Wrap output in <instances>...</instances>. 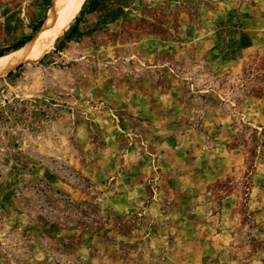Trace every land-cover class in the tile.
I'll list each match as a JSON object with an SVG mask.
<instances>
[{
    "label": "rangeland",
    "instance_id": "374dc122",
    "mask_svg": "<svg viewBox=\"0 0 264 264\" xmlns=\"http://www.w3.org/2000/svg\"><path fill=\"white\" fill-rule=\"evenodd\" d=\"M76 15L0 75V264H264V0H104L54 50Z\"/></svg>",
    "mask_w": 264,
    "mask_h": 264
},
{
    "label": "bare ground",
    "instance_id": "6f19581e",
    "mask_svg": "<svg viewBox=\"0 0 264 264\" xmlns=\"http://www.w3.org/2000/svg\"><path fill=\"white\" fill-rule=\"evenodd\" d=\"M84 2L85 0H54L48 19L28 45L0 56V75H5L17 64L32 60L46 52L53 45L64 23L79 12Z\"/></svg>",
    "mask_w": 264,
    "mask_h": 264
},
{
    "label": "trees",
    "instance_id": "16d2710c",
    "mask_svg": "<svg viewBox=\"0 0 264 264\" xmlns=\"http://www.w3.org/2000/svg\"><path fill=\"white\" fill-rule=\"evenodd\" d=\"M101 1L104 0H87L86 3L84 4V6L80 9V12L76 15L74 21H73V25L70 27V29L68 30V32L64 35L63 39L59 40L56 45L54 50L56 49H60L63 45V42L66 40L71 39L78 31L79 28V24L82 21V17L85 14V12L91 13L94 12L98 5L100 4ZM43 23V19H38L33 25H32V33L26 38V39H21L19 41H16L12 44L6 45L4 47L0 48V56H2L3 54H5L6 52H9L11 50H15V49H19L22 48L23 46H25L27 40H29L32 35L34 33L37 32V30L40 28V26ZM42 60V58L40 59ZM21 66V64H19L17 66V68H19ZM12 71L8 72V75L11 74Z\"/></svg>",
    "mask_w": 264,
    "mask_h": 264
}]
</instances>
